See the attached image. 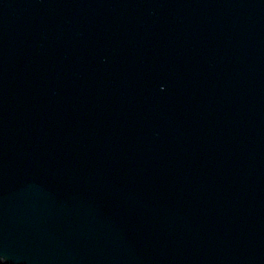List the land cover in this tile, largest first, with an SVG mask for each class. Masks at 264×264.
I'll return each instance as SVG.
<instances>
[{
  "label": "water",
  "instance_id": "1",
  "mask_svg": "<svg viewBox=\"0 0 264 264\" xmlns=\"http://www.w3.org/2000/svg\"><path fill=\"white\" fill-rule=\"evenodd\" d=\"M0 264H264V0H0Z\"/></svg>",
  "mask_w": 264,
  "mask_h": 264
}]
</instances>
